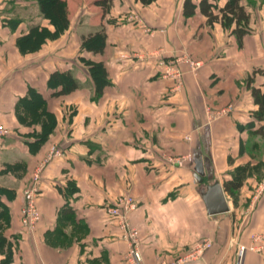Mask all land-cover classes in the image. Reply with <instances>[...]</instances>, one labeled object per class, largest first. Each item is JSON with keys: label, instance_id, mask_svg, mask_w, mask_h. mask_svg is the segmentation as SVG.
<instances>
[{"label": "crops", "instance_id": "1", "mask_svg": "<svg viewBox=\"0 0 264 264\" xmlns=\"http://www.w3.org/2000/svg\"><path fill=\"white\" fill-rule=\"evenodd\" d=\"M199 1L185 13V0H111L104 12L92 0L91 23L79 19L90 27L73 36L78 10L65 0L69 23L56 36L37 0H0V264H132L122 217L138 230L143 264H264V117L252 94L264 93V0H240V39L220 19L226 0H208L210 22ZM98 25L103 51L82 50ZM84 60L105 67L97 96ZM54 71L78 87L53 93ZM214 183L229 209L208 214ZM32 186L41 217L28 229Z\"/></svg>", "mask_w": 264, "mask_h": 264}, {"label": "trees", "instance_id": "2", "mask_svg": "<svg viewBox=\"0 0 264 264\" xmlns=\"http://www.w3.org/2000/svg\"><path fill=\"white\" fill-rule=\"evenodd\" d=\"M111 0H93L94 4L99 5L102 12L109 7ZM141 2H148L150 0H140ZM190 4L189 10L185 9V13H192L194 10V4L190 3V0H185L184 4ZM38 8L41 14L55 27L54 35L58 36L64 29L67 28L68 12L65 0H37ZM200 10L206 15L207 21H212L217 18L220 13V19L223 26L229 27L232 23L235 24L233 32H235L238 39L247 32V23L249 14L245 11L240 4V0H226L224 5L219 9L218 13H213L212 3L208 0L199 1ZM45 34V33H44ZM43 35V32L40 33ZM81 49L87 50L92 53H101L104 47L105 31L102 25L96 26L89 32L80 36ZM84 63L88 66V71L95 84V95L100 94L102 87L109 83L106 77V70L102 62L93 60H84ZM50 81L55 84V94H62L69 92L78 87V81L73 77L70 71L60 72L54 71L51 73ZM252 94L255 102L258 103V110L256 113L264 117V93H261L259 89L252 88ZM231 188L227 185L229 190H234L239 186V182L232 180Z\"/></svg>", "mask_w": 264, "mask_h": 264}, {"label": "built area", "instance_id": "3", "mask_svg": "<svg viewBox=\"0 0 264 264\" xmlns=\"http://www.w3.org/2000/svg\"><path fill=\"white\" fill-rule=\"evenodd\" d=\"M194 67L198 66V62H192ZM6 133L5 126L0 122V136ZM60 154L59 150L55 147L51 148L50 158L53 155ZM178 162V161H177ZM36 180V178H35ZM36 189L34 186L27 188L24 191V205L21 209V222L22 225L28 229H32L38 223L41 217V213L37 207L35 201ZM121 202L124 205V208L133 207V199L131 196L127 195L121 199ZM116 211V210H114ZM121 227L124 229V237L129 241V255L132 260V264H143L141 254L139 252L138 243L139 236L138 230L131 227L126 218L122 217ZM211 244L210 240H205L202 243L196 245L192 252L189 253V256L200 254L205 248H208ZM245 250L243 245H240L238 248V257L240 258Z\"/></svg>", "mask_w": 264, "mask_h": 264}, {"label": "rangeland", "instance_id": "4", "mask_svg": "<svg viewBox=\"0 0 264 264\" xmlns=\"http://www.w3.org/2000/svg\"><path fill=\"white\" fill-rule=\"evenodd\" d=\"M92 0H70L71 3V7L72 9H74L77 6V13H73L72 16V28H71V32L73 36H78L80 35V31H85V24L81 25V23L79 22V19L82 17V23H91L89 17L90 16H95V12L93 11V9H95L94 7H90L92 5L91 3ZM88 4V5H87ZM89 8V9H88ZM94 13V14H93ZM88 28L90 26H87ZM164 69L165 71V75H167L169 78H176V67H175V61H167L166 63H164ZM173 70V71H171ZM90 75V73H89Z\"/></svg>", "mask_w": 264, "mask_h": 264}, {"label": "water", "instance_id": "5", "mask_svg": "<svg viewBox=\"0 0 264 264\" xmlns=\"http://www.w3.org/2000/svg\"><path fill=\"white\" fill-rule=\"evenodd\" d=\"M194 169L198 174L199 180L204 174V167L200 157L194 159ZM203 200L208 214H217L228 211L223 190L218 183L209 185L203 194Z\"/></svg>", "mask_w": 264, "mask_h": 264}]
</instances>
